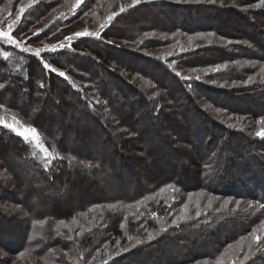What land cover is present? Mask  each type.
<instances>
[{
	"label": "trees",
	"instance_id": "obj_1",
	"mask_svg": "<svg viewBox=\"0 0 264 264\" xmlns=\"http://www.w3.org/2000/svg\"><path fill=\"white\" fill-rule=\"evenodd\" d=\"M64 3L66 0L54 4L39 2L35 6L37 10L29 14L31 20H39L42 16L39 25H44L56 14L52 8ZM130 3L113 0L111 5L119 10L118 6L127 7ZM95 5V0H84L78 7L71 6L69 12L88 13ZM164 6L167 10L172 9L168 16H163L164 12L148 10V5L141 10L138 5L127 8L103 27L101 39L83 37L72 41L67 49L50 54L45 52L40 57L25 55L12 48L6 49L9 53L7 61L0 55V84L4 85L0 88V105L4 106L0 107V120L13 123L15 116L24 125L34 127L41 143L58 156L46 170L40 150L0 124V206L5 209V213L0 209V248L11 254L24 251L50 259L54 245L58 244L60 253L65 249L78 257L75 253L77 245H85V250L90 251L100 246L103 239L108 240L109 235L122 241L121 213L107 205L135 203L144 197L150 199L138 205L141 214L138 225H158L163 216L173 212L165 202L166 197L161 195L167 190L152 192L141 185L149 166L139 164L143 159L141 155H133V162L125 160L124 153L134 150L131 139L140 140L143 144L140 151L143 149V153L151 157L152 165L157 167L163 165L170 170L173 158L190 162L194 171L186 173L184 168L181 169L185 186L194 181L206 193L226 199L232 197L239 204L229 202L221 210L209 209L199 216L187 218L175 228L174 231L179 232L177 236L157 239L154 250L140 244L102 264H187L198 256L209 254L198 252L194 255L196 248L216 245L219 241L223 242L224 248L227 243L237 240L246 228L251 229L264 221V208L260 207L264 204V138L256 135V131L264 127L258 123L264 117V108H253L246 102V95L264 97V76L257 69L240 73L241 69L233 64L222 67L241 58L250 59L255 51H263L264 41L255 36L259 30L254 27L255 35L242 30L243 37L238 35L236 27L223 25L222 29L217 28L215 25L219 20L214 16L217 8L213 5L176 8L165 2ZM262 7L249 13L264 19ZM65 16L63 14L59 19H65ZM137 16L139 18H135ZM245 25L248 27L247 23ZM22 31L23 27L15 34L20 35ZM196 31H211L221 38L239 42H233V49L230 47L229 51L222 48L216 53L212 51L208 58L195 54V50L174 55L162 52L166 57L149 56L159 48L161 41L157 37H144L147 34L176 33L171 40L177 41ZM41 37L39 35L33 41ZM136 48L146 49L149 54H141ZM174 57L178 60H173ZM186 58L190 61L179 62ZM258 58L260 62L264 61V52ZM45 62L56 72L45 68ZM217 65L221 67L213 77L216 82L240 84L206 89L199 83L185 81L184 75L176 72L186 67L215 68ZM59 72H64L67 79L58 75ZM246 74L248 77L254 75L250 83H245L248 80ZM131 79L134 84L129 82ZM195 87L200 94L208 93L205 98L212 102L211 109L217 108L211 111V116L208 112L194 110L190 93ZM140 88L147 89L151 97L139 95ZM45 90H53L55 95L46 94ZM98 98L104 101L103 107L95 102ZM106 110L112 115L108 123L101 118ZM221 110L249 121L248 134L228 130L218 123L216 111ZM134 116L138 117L137 121H132ZM114 134L123 139L116 141ZM6 145L11 148L2 147ZM188 147H193L194 156L183 158ZM239 154L241 158H237ZM170 174V171L166 172L164 179H169ZM60 180L63 184L55 189L54 182ZM157 180L152 184L154 180L149 179V186L157 189ZM53 191L58 195L54 196ZM93 213V220H98L96 215L101 213L114 218L110 233L106 229L102 234L97 231L98 239L93 231L88 233L90 229L77 236L59 223H70L76 216L80 222V214L92 216ZM69 236L72 239H68ZM262 242L263 236L259 243L255 240L250 246L254 248ZM165 255L172 260L166 259ZM82 257L79 254L76 259L84 260ZM250 259L264 260L257 253L251 254Z\"/></svg>",
	"mask_w": 264,
	"mask_h": 264
},
{
	"label": "rangeland",
	"instance_id": "obj_2",
	"mask_svg": "<svg viewBox=\"0 0 264 264\" xmlns=\"http://www.w3.org/2000/svg\"><path fill=\"white\" fill-rule=\"evenodd\" d=\"M45 1L49 2V4H54L58 0H36L35 3H32V0H0V28H2L4 31H11V34L14 36L15 39H17L20 43V48H40L45 49L42 52H47L48 54L69 48L68 45L72 43V41L83 38L74 37V33L76 32H101L104 28L101 27L102 25H105L106 27L109 22L107 21V17L111 15L113 12H118L117 7L113 8L112 3L113 0H95L97 5L94 6V8L85 15V12L78 13L75 11H71V6H75V0H66V3L61 4V6L55 5L52 9L53 12L56 13L52 17H49L47 21L44 23V25H39L40 21L42 20V16L38 19H34L35 22H32L34 20H31L30 13L37 10L35 7L39 2ZM63 1V0H61ZM131 2V0H128ZM167 2L168 6L173 7H180V6H209L213 5L217 8V11L214 12V16L218 17V22H216V27L222 29L223 25L228 26L230 28L236 27L239 31L238 35L245 37V33L242 30L247 31L250 35H255V28L259 30V32L255 36H259L262 41H264V19L258 17V15H255V13L250 14L249 11L256 12L258 10H261L263 8L262 6H257L260 4V0H245L244 2L241 0H223L221 3L220 0H217L216 3L210 4L205 2V0H201V2H196V0H142L140 4H138V9H142L143 6H149L148 10L154 11V12H164L163 16H168L172 11V9L167 8L164 6L165 2ZM164 2V3H162ZM69 3V4H67ZM147 3V5L145 4ZM29 4H31V7H29ZM45 4V3H44ZM68 6H67V5ZM145 4V5H142ZM23 6L25 8V12L20 14V21L17 22L12 30L8 28V24L12 23L16 20V15L19 11V8ZM126 6V5H125ZM137 6V5H136ZM69 7V8H68ZM68 8V9H67ZM119 8V6H118ZM61 9V10H59ZM248 11L245 13V11ZM68 12V13H66ZM63 14H66L65 19H59ZM139 18V16L135 17ZM189 20V19H188ZM242 22H244V25H241ZM33 24L31 26H28V24ZM245 23L248 24L245 25ZM23 27V31L20 35L15 34V31H19ZM35 33V35H34ZM155 32H152L151 34H147V36H144L148 39H154L155 37L160 39V45L159 48L156 49V51H153L152 54H150V57H166V55H174V54H182L184 51H193L195 50V54H199L200 56L204 58H208L212 56V51L215 53L216 50H220V48L229 51L230 47L233 49V42H239L237 40H229L225 38H221L215 34H212L211 31H204V32H193L191 34H188L186 36H183L180 40H171L174 38L176 33L172 34H156ZM198 34H203L198 35ZM212 34V35H209ZM42 36L41 39L38 41H33V38ZM66 37H73L71 40L66 39ZM89 37V36H84ZM189 37L192 39L190 40ZM170 40V41H168ZM187 44V45H186ZM61 45H64L63 47ZM186 45V46H185ZM189 47L188 50H184L185 47ZM55 47V51H50L49 49ZM210 47L214 49H209ZM7 48H12L13 50H16L22 54L34 56V54H30L32 52H22L17 47L13 45H7L3 44L2 41H0V55L4 57V53L6 52ZM182 48V49H181ZM216 48V49H215ZM139 53L147 54L148 51L146 49H140L136 48ZM262 49H264V42L262 43ZM161 51V54L158 52ZM41 52V53H42ZM162 52H166V55ZM260 52V51H258ZM254 52L250 59H243L241 58L239 61H236L235 63H225L223 66H231L232 64L236 67L241 69L240 73H243V70L246 71V69H257L260 74L262 73L264 76V72L261 71L262 68H264V61L260 62V59L258 56L264 52L261 51L260 53ZM214 53V54H215ZM149 54V53H148ZM177 56V55H176ZM142 60H145L144 57H141ZM172 60V59H170ZM167 60V61H170ZM175 61L178 60L174 59ZM190 61V59H182L179 62ZM113 66V65H112ZM194 67V66H192ZM181 68L180 70L176 71L177 73L181 74L184 77H190V79H185L187 82H193V83H199L201 86H205V88L210 87L212 89L216 88H224V87H230L235 86V84L240 83H228V84H219V82H216L213 77L215 76V72H219L215 70L214 67H201V68ZM114 68V66H113ZM260 68V70H259ZM256 72V71H255ZM246 78L254 77L253 74H250L249 77L247 74L245 75ZM199 77V79H197ZM130 83L134 84V80H129ZM129 83V84H130ZM165 83H168L165 81ZM206 88V89H207ZM198 88L195 87L194 91L190 93V96L194 100L193 108L195 111H204L205 113H210L211 111L217 110L211 109V103L209 100H207L206 94L208 93H201L199 91H196ZM139 95L144 96L145 98L151 97V94L147 91V89L140 88L138 91ZM46 94H52L55 95L53 90L48 91L45 90ZM239 94H242V92H238ZM95 102H99L101 106H104V101L101 98H98ZM196 102V104H195ZM246 102L247 105L252 106L253 108H264V97L262 96L260 99L258 97L254 98L252 96L248 97L246 95ZM203 112V113H204ZM216 121L225 127H227L228 130L231 131H243L246 134H248V130H246V126L249 123V121H245L239 119L238 117H235L232 114H229L225 110L216 111ZM111 113L106 110L101 115V118L105 120L107 123L109 121ZM112 116V115H111ZM213 117V116H212ZM235 118V119H233ZM138 117L134 116L132 118V121H137ZM251 122V121H250ZM257 122V121H256ZM253 124V122H251ZM22 130V129H21ZM260 131L257 130L256 132ZM216 134H219L216 132ZM114 136V137H113ZM112 137L116 139V141L122 140V137L116 136L115 134ZM134 138V137H132ZM131 145L133 146L131 153H124L125 160H128L130 162H133V155H141L143 159L139 162L140 165H147L149 166V170L143 175V180L141 183L142 186H147L149 191L155 192L159 191L161 188H165L167 191L164 193H161V195L165 196V202L170 206L171 208V214H167V216H163L160 220L158 225H149V224H142V226L138 225V218L141 216L139 213V206L135 203H120V204H114L117 207L114 210L119 211L121 213V225L120 228L123 230L122 237L118 240V238L110 237L108 240L103 239V241L100 243V246H95L92 250L87 251L85 250V245L78 246V250L75 251L76 255L78 257H75L71 252H66L65 249L62 250L59 248V245H54L52 251L54 252L53 255H51L50 259H43L40 257H37L30 252H20L24 255L21 256L20 253H9L7 250H4L3 248H0V264H102L106 262H111L113 258L126 253L127 251L134 249L133 245L139 246L142 244L143 246H146L148 250H154L156 245L154 243L159 238H166L177 236L179 232L174 231L177 226L172 225V220L177 217V215H186L187 218L190 217H196V213L199 211L201 214L203 211H210L212 210H221L224 206L228 205L224 203V201H229L232 204L233 202H236V199H232V197L221 198L220 195H215L211 193H206L205 191L199 189V185L196 184L194 181H191L188 186H185V182L181 180V169L184 168L186 170V173H190V171H194V166L192 164L182 162L181 160H177L175 158L172 159V168L170 170L161 165L159 167L155 165H152L151 157L149 155H146L142 152L141 147H143V144L140 142V140L131 139L130 140ZM0 145H2V141H0ZM3 148H11L10 146H2ZM15 147L12 146V150H14ZM2 152H0L1 154ZM194 149L193 147H188V150L183 155V158L186 157H192L194 156ZM241 158L242 155H238ZM169 171L172 173L171 177L169 179H164L163 176L166 174V172L169 173ZM157 178H159L157 180ZM149 179L154 180L158 187L162 186L158 189L152 188L150 185ZM172 181H174V184H172ZM63 184L62 180L57 182H54L55 189L58 188ZM173 185V189H167L166 185ZM191 184V185H190ZM156 188V186H155ZM53 195H58L57 191H53ZM189 197H191L189 199ZM72 199V198H71ZM234 200V201H232ZM122 204V205H121ZM184 204L188 205L187 212L182 213L181 209ZM120 205L123 207L122 210L120 209ZM127 205H132L131 207H127ZM232 205H230L231 207ZM1 207V206H0ZM2 213H5V209L3 207L0 208ZM90 214V213H89ZM80 222L79 217L71 218L69 221L70 223L64 222L63 227L66 229H70L71 232L78 235H84L86 232L85 229L88 230V233H92L95 237V239L100 238V234L97 231H100L101 234L106 229L107 233H110L111 231V221L112 217L105 216L101 213L100 216L96 215V219L93 220L95 217V214L93 213L92 216H88V214H80ZM183 221V220H182ZM182 221L178 222V225L182 223ZM94 222V223H91ZM264 222V221H262ZM135 223V226L134 224ZM69 224H71L69 226ZM89 226H94L93 228H88ZM219 226V225H218ZM217 226V227H218ZM97 228V229H96ZM161 228H167L168 230L166 232L159 231ZM147 229V231L145 230ZM255 230V233L257 236H260L264 238V223H261L260 225H254L251 229L246 228L242 235H240L237 240L233 242H229L224 246L223 248V242L219 241L213 245H209V247L197 249L193 251L194 255L198 252L203 253H209L205 257H197L193 260L188 261L187 264H264V260H249V257L253 253H257L258 256L261 258H264V242L261 243V245L251 248L250 244L251 242L255 241V237L252 235L253 231ZM97 232V233H96ZM148 232H152L155 235V239L149 241L147 239ZM59 236L61 234H58ZM131 237V239H129ZM137 240L144 241L143 243H137ZM222 245V246H221ZM116 246H119L116 248ZM219 246V248H218ZM221 246V247H220ZM200 248V247H198ZM246 253H245V249ZM124 249H127V251H124ZM199 250V251H198ZM91 252V253H89ZM79 254L84 260H77L76 258H79ZM88 254H91L89 258L87 257ZM97 254H100L99 257H96ZM110 256V257H109ZM166 259H171L169 255H165ZM81 258V257H80ZM109 259V260H108ZM172 260V259H171ZM117 261V260H115ZM166 261V260H165ZM108 262V263H109ZM165 263V262H163Z\"/></svg>",
	"mask_w": 264,
	"mask_h": 264
},
{
	"label": "snow or ice",
	"instance_id": "obj_3",
	"mask_svg": "<svg viewBox=\"0 0 264 264\" xmlns=\"http://www.w3.org/2000/svg\"><path fill=\"white\" fill-rule=\"evenodd\" d=\"M36 0H32V3H35ZM84 2V0H75V6L78 7L80 6L82 3ZM142 2V0H131V3L127 5V7H125L124 5H121L119 7V10L118 12H113L111 15H109L107 17V21L109 23L112 22L113 18L117 15H119L120 13H124L127 8H134L136 5L140 4ZM196 2H201V0H196ZM205 2L207 3H210V4H214L217 2V0H205ZM220 2L222 3L223 0H220ZM258 7L259 6H264V0H260V4L257 5ZM29 7H31V4H29ZM25 12V8L23 6H21L19 8V11L16 15V20L13 21L12 23L8 24V28L10 30H12L15 26V24L17 22L20 21V14L24 13ZM85 15H87V13H85ZM105 25H102L101 27H104ZM35 35V33H34ZM198 35H203V34H198ZM209 35H212V34H209ZM84 36H89V37H94L96 39H101V34L99 32H87V31H84V32H76L74 33V37L76 38H79V37H84ZM73 37H66V39L68 40H71ZM189 39L191 40L192 38L189 37ZM0 41H2L3 44H7V45H13L15 47H20V43L17 39L14 38V36L11 34V31H4L2 28H0ZM109 43H111L109 41ZM62 47L64 45H61ZM69 47L71 45H68ZM22 51L24 52H32L34 53V55L36 57H40L41 56V52L44 51L45 49H40V48H36V49H32V48H22L21 49ZM50 51H55V47L49 49ZM9 57V53L6 51L4 53V61H7ZM45 68H49L51 71L53 72H56V69L55 68H52L51 65L47 64L46 62L44 63L43 65ZM220 65H217L215 66V70H219L220 69ZM262 72H264V68L261 69ZM179 75V73H177ZM58 75L60 76H64L66 79H67V76L64 72H59ZM185 79H190V77H184ZM197 79H199V77H197ZM252 81V77H249L247 81H245V83H250ZM41 87H43V83H41L40 85ZM4 85L3 84H0V88H3ZM0 107H4L3 105H0ZM12 120H13V123H7L3 120H0V124H3L4 127H7L9 128L11 131H13L16 135L20 136L23 138V141L25 143H28V144H32L34 145L35 148L39 149L40 152L43 154V158H44V161H45V165H46V170H47V166H51L52 165V162L54 160H56L58 158V156L56 155H53L52 153L49 152V150L41 143V139H40V136H39V133L37 132V130L34 128V127H31V126H27V125H24L20 120H18L15 116L12 117ZM259 124H261L262 126H264V117H261L258 121ZM22 129V130H21ZM256 135L261 137V138H264V127L261 128L260 131L256 132ZM32 155L35 156L36 155V152L33 151L32 152ZM60 159H63V157H59ZM167 189H173V185L169 184V185H166L165 186ZM165 191V188H161L160 189V192H163ZM191 197H189L190 199ZM150 199V197H144L142 200L140 201H136V204H143L145 200H148ZM225 204L229 203V201H224ZM235 203L239 204V201H236ZM132 205H127V207H131ZM251 206V205H250ZM94 207H102V206H94ZM107 207L109 209H115L117 206L114 205V204H109L107 205ZM260 207L261 208H264V204H260ZM187 208H188V205L187 204H184L182 206V209H181V212L182 213H186L187 212ZM197 216L201 215V213L198 211L196 213ZM153 216H156L155 213H153ZM187 219V216L186 215H177V217L175 219L172 220V225H175V226H179L178 225V222L179 221H182V220H185ZM60 224H64V221H60L59 222ZM264 223V222H262ZM147 231V229H145ZM168 229L167 228H161L159 231L161 232H166ZM58 234H61L59 233L58 231ZM252 235L255 237V240L257 243H259L261 237L260 236H257L256 233H255V230L253 231ZM68 239H72L71 236L67 237ZM129 239H131V237H129ZM147 239L149 241L155 239V235L152 233V232H148V236H147ZM144 241H141V240H137V243H143ZM133 247H135V245H133ZM124 251H127V249H124ZM21 256H23L24 254L23 253H20Z\"/></svg>",
	"mask_w": 264,
	"mask_h": 264
},
{
	"label": "built area",
	"instance_id": "obj_4",
	"mask_svg": "<svg viewBox=\"0 0 264 264\" xmlns=\"http://www.w3.org/2000/svg\"><path fill=\"white\" fill-rule=\"evenodd\" d=\"M17 48H18L20 51H22L20 47H17ZM22 52H24V51H22ZM42 53H44V52H42ZM42 53H41V54H42ZM30 54H34V53H30ZM34 56H35V55H34Z\"/></svg>",
	"mask_w": 264,
	"mask_h": 264
}]
</instances>
